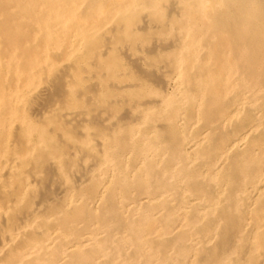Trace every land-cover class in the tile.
Listing matches in <instances>:
<instances>
[{"label": "bare ground", "instance_id": "6f19581e", "mask_svg": "<svg viewBox=\"0 0 264 264\" xmlns=\"http://www.w3.org/2000/svg\"><path fill=\"white\" fill-rule=\"evenodd\" d=\"M0 264H264V0H0Z\"/></svg>", "mask_w": 264, "mask_h": 264}, {"label": "rangeland", "instance_id": "374dc122", "mask_svg": "<svg viewBox=\"0 0 264 264\" xmlns=\"http://www.w3.org/2000/svg\"><path fill=\"white\" fill-rule=\"evenodd\" d=\"M121 54L123 55V53L120 52V53H119V58L122 60V59H124L125 56L122 57ZM120 56H121V57H120ZM125 58H126V57H125ZM126 59H127V58H126ZM126 59L123 60V61H124V62L126 61V63L129 62V61L126 60ZM130 65H131V63H130ZM131 66H132V67L127 66V71H128V70L130 71V74H129V71L127 72V73H128V76H127L128 78H129V77H132V76H135V75L133 74V71H134L133 65H131ZM131 69H132L133 71H132ZM131 73H132V74H131ZM107 74H108V73H107ZM128 78H127V79H128ZM145 85H146V84H145ZM152 86H154V85H152ZM155 86H156V85H155ZM147 87H149V86H147ZM149 88H150V89H154L153 87H149ZM149 88H147V90L152 91V90H150ZM154 90H155V89H154ZM124 94H125V92H124ZM125 99H127V98H125ZM136 100H137V99H133V101H136ZM126 104H127V103H126Z\"/></svg>", "mask_w": 264, "mask_h": 264}]
</instances>
